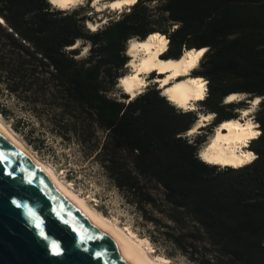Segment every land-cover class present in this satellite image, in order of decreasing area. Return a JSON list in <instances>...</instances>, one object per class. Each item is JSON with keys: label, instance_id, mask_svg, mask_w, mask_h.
I'll return each mask as SVG.
<instances>
[{"label": "trees", "instance_id": "1", "mask_svg": "<svg viewBox=\"0 0 264 264\" xmlns=\"http://www.w3.org/2000/svg\"><path fill=\"white\" fill-rule=\"evenodd\" d=\"M87 19L82 6L0 0V116L35 149L50 137L78 147L136 210L151 241L196 264H264V0H135L95 30ZM153 31L167 35V56L207 47L199 103L215 114L211 131L260 97L253 160H201L205 135H184L199 114L155 84L110 96L127 73L129 41ZM78 41L88 43L84 57L70 48ZM232 92L249 97L223 103Z\"/></svg>", "mask_w": 264, "mask_h": 264}, {"label": "bare ground", "instance_id": "2", "mask_svg": "<svg viewBox=\"0 0 264 264\" xmlns=\"http://www.w3.org/2000/svg\"><path fill=\"white\" fill-rule=\"evenodd\" d=\"M50 3L60 9L69 8L72 5L83 3L87 0H57V3ZM135 0H93L89 6L95 11L103 9L118 10L124 6H129ZM89 3V2H88ZM99 27V20L89 21L88 28L95 30ZM164 34L153 31L144 39H131L126 48L130 57L128 66L130 71L122 75L118 80L123 92H130L134 97L143 90L148 83L146 75L149 72L157 71L158 76L154 77V82L159 84L162 95L174 105L179 107H188L192 109L191 103L203 99L206 94V81L200 75H190L197 69L206 47H191L185 49L178 57H164L168 43ZM77 44V43H76ZM74 44L70 48H75ZM141 89V90H140ZM246 95L238 92L228 94L224 102H238ZM247 99V98H246ZM260 97H254L249 100L250 103L257 104ZM195 104V103H194ZM193 104V105H194ZM249 108V107H248ZM242 108L239 119L227 118L218 124L217 129L210 136L209 141L200 149L199 158L210 164L241 166L251 159V154L255 153L246 146L249 139L257 137L260 133L256 122L249 119V110ZM201 114L196 123L187 132L191 134L196 128L205 125L211 117ZM0 132L27 157L34 165L61 193L71 202L81 213L102 233V235L111 243V245L130 263V264H164L161 259L152 258L143 247L145 239H134L128 235L123 228L108 220L107 217L91 208L87 202L74 191L66 186L54 173V171L34 154L12 133V131L0 119ZM146 242V241H145ZM145 244V243H144Z\"/></svg>", "mask_w": 264, "mask_h": 264}, {"label": "water", "instance_id": "3", "mask_svg": "<svg viewBox=\"0 0 264 264\" xmlns=\"http://www.w3.org/2000/svg\"><path fill=\"white\" fill-rule=\"evenodd\" d=\"M0 264H130L1 132Z\"/></svg>", "mask_w": 264, "mask_h": 264}, {"label": "rangeland", "instance_id": "4", "mask_svg": "<svg viewBox=\"0 0 264 264\" xmlns=\"http://www.w3.org/2000/svg\"><path fill=\"white\" fill-rule=\"evenodd\" d=\"M89 4L90 3L83 1V3H79L77 5L75 4L65 9L71 10L78 8L79 6H82L83 9L86 11V15L88 17V19L85 22L87 28L89 21L96 22L99 20V26H100L103 23H105L107 20L111 18H116V16L119 15L121 12V9L118 10L103 9L100 11H95L91 6H89ZM124 7L122 9H126L129 6H124ZM148 7L150 10H152V12H157V3L152 2L148 5ZM161 25H162L161 21L153 22L151 24L152 27H158ZM175 27L176 25H172L170 30H172ZM164 36L167 37V35ZM166 42L168 43V38L166 39ZM76 45L77 47L75 48L79 49L80 51L79 55L77 56L84 57L87 54L89 48L88 43L82 45V43L78 41ZM163 56L166 57L167 56L166 53ZM129 57L131 56L129 55ZM130 60L131 59L129 58V61ZM128 64L129 63H127V72L130 71L131 69L128 66ZM201 69L202 66L200 62L197 69H195V74L193 73V75H199ZM155 75H156L155 73L146 75V77L148 78L147 83L148 82L149 83L143 88H146L147 86L154 84L156 88H160L159 84L152 81L154 80V77L156 78ZM203 78L205 79L207 84L206 78L205 77ZM207 88L208 87L206 85L205 94L207 93ZM121 92L123 93V90L117 84L116 89L110 92V96L119 97ZM238 93H242L246 95L245 96L246 98L249 97L247 93L244 92H238ZM261 98L264 99V97ZM199 101L200 100L195 101L194 102L195 104L193 102L191 103L192 109L188 107L186 108L184 107L183 109L196 110L195 112L199 114L196 115L197 119L201 114L206 113L208 115L209 113H211L210 114L211 117L206 121L203 127L201 126L200 128H196L195 131L191 134L188 133L184 134L186 137L191 139L195 135H205V141L202 143V145L199 148L200 151V149L209 141L210 136L217 129L218 126H216L212 131L210 130L211 121L215 117V114L211 111H206L202 103H199ZM223 103L226 102H224L223 100ZM233 103L234 105L236 104V102ZM245 103L246 102H244V104ZM258 106H259L258 103L253 104L247 101L246 107L247 108L249 107L248 108L249 119H252L253 122H256V120L254 119V115H255V111L258 109ZM225 111H229V110H225ZM233 114H235L237 116V119H239L241 113L237 109H233L230 111V113H227V115H233ZM0 119L12 131V133L34 154L36 158L42 161L45 165L49 166L58 176V178L66 186L71 188L72 191L80 195L91 208H94L99 213L107 217L110 222L119 225L121 228L125 230V232L128 235H131L134 239L138 237L145 239L146 242L144 241L145 244L143 243V247H145V250L147 252L149 251L148 254L152 258H154L155 260H158L156 258H159V260L161 259L162 262L164 259L165 261V263L163 262L164 264H196L194 260L190 259L185 255L177 253L170 246L165 247L164 244L159 245L157 242L151 241L147 236V230H146L147 226L144 223V221L139 218L136 210L131 205L127 204L124 201V199L121 197L120 193L116 190V188L103 176V174L101 173L99 167L95 164V162L82 156L78 147L73 146L71 144L64 145L60 140L50 137L48 139V145L45 148L35 149L24 140V138L22 137V135H20V133H17L12 130L9 121L4 120L1 116ZM256 124L258 127L257 122ZM251 155L252 158L254 154Z\"/></svg>", "mask_w": 264, "mask_h": 264}, {"label": "snow or ice", "instance_id": "5", "mask_svg": "<svg viewBox=\"0 0 264 264\" xmlns=\"http://www.w3.org/2000/svg\"><path fill=\"white\" fill-rule=\"evenodd\" d=\"M53 3H57V0H52Z\"/></svg>", "mask_w": 264, "mask_h": 264}, {"label": "built area", "instance_id": "6", "mask_svg": "<svg viewBox=\"0 0 264 264\" xmlns=\"http://www.w3.org/2000/svg\"><path fill=\"white\" fill-rule=\"evenodd\" d=\"M253 156H255V155H253Z\"/></svg>", "mask_w": 264, "mask_h": 264}, {"label": "clouds", "instance_id": "7", "mask_svg": "<svg viewBox=\"0 0 264 264\" xmlns=\"http://www.w3.org/2000/svg\"><path fill=\"white\" fill-rule=\"evenodd\" d=\"M199 154V153H198ZM255 157V156H254Z\"/></svg>", "mask_w": 264, "mask_h": 264}]
</instances>
